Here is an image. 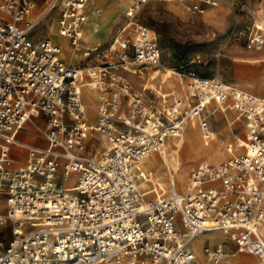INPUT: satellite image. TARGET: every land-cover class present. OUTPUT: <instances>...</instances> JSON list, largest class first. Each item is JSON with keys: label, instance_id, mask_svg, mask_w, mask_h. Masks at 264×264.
<instances>
[{"label": "built area", "instance_id": "2783aa9c", "mask_svg": "<svg viewBox=\"0 0 264 264\" xmlns=\"http://www.w3.org/2000/svg\"><path fill=\"white\" fill-rule=\"evenodd\" d=\"M88 1L0 0V226L8 221L10 234L7 239L0 228V264H221L239 254L264 264V95L193 67H170L183 95L170 93L162 111L145 94V85L134 90L121 72L165 68L150 29L137 19L150 0L128 1L103 50L100 42L83 44ZM188 2L192 11H203L201 0ZM260 2L247 33L248 48L264 44ZM53 11L58 35L76 53L90 58L105 50L111 59L80 67L64 59L57 40L36 37L35 29ZM83 77L104 94L92 124L82 97ZM211 103L241 119L245 143L236 138L227 149L241 146L243 151L198 164L182 191L164 161L168 186L156 183L144 190L142 160L161 152L168 138L180 136L188 118L200 116L202 137L213 139L212 125L202 115ZM37 116L45 123L46 144L26 145L17 134ZM90 133L104 143L98 155L86 149ZM14 145L27 150L25 163L16 168ZM150 192L154 196L148 197ZM206 232L225 235L235 251L216 243L203 246L199 256L189 243ZM226 264L248 263L237 258Z\"/></svg>", "mask_w": 264, "mask_h": 264}, {"label": "rangeland", "instance_id": "374dc122", "mask_svg": "<svg viewBox=\"0 0 264 264\" xmlns=\"http://www.w3.org/2000/svg\"><path fill=\"white\" fill-rule=\"evenodd\" d=\"M128 1L124 0L118 8L110 9L108 19L101 9L94 25L95 37L92 40L85 39L86 24L89 21L91 11L93 9L92 0L88 1L86 24L83 31V44L90 46V44H96L100 42L101 49L103 50L109 42L113 39L120 21L124 17L126 7H128ZM260 0H201L203 7L202 12H194L189 8L188 0H176V1H164V0H150L144 3L137 13V19L148 26L150 33L155 38V41L161 52L162 64L167 67L173 68H195L200 74L203 75H218L221 79L235 83L240 88L250 91L255 94L264 95V44L262 48L254 49L246 46V37L249 28L255 21L253 11L260 5ZM245 5V8H243ZM56 12L47 17L44 22L40 23L35 29V36H57L54 31L57 30L53 25L52 35H49L50 23L55 21ZM106 21V22H105ZM44 23V24H43ZM66 42V39H65ZM93 42V43H92ZM67 44V42H66ZM67 46H69L67 44ZM70 47V46H69ZM73 51V49H72ZM74 57H69L64 53L63 56L67 62L71 64H77L83 67L92 62H101L111 59V54L107 51H102L98 56L94 54L90 58L82 56L81 52L77 53L73 51ZM195 56L200 57V62L194 63L192 59ZM261 57V58H259ZM126 78L130 81L132 88L136 91H142L143 85L158 86L161 84L160 74L154 76V70L142 69L141 72L136 73L121 70ZM153 77V81L150 79ZM175 75L173 74V77ZM87 77H83L82 81H85ZM149 82V83H148ZM153 84V85H152ZM146 87V95L151 92V87ZM151 88V89H150ZM179 88V87H178ZM82 96L85 99L86 108L90 111L91 108L88 105L90 101L89 95L86 96L84 88L81 86ZM166 91L165 88L161 89ZM180 90V88H179ZM96 94L94 109H92V115L89 114V123H94L96 119V107L101 94L94 89ZM176 94V93H175ZM180 94H182L180 90ZM150 97V96H148ZM158 101V98H155ZM88 101V102H87ZM211 103L208 108V113H202L206 116L212 128L216 131L217 137L224 139L222 146L233 144V141L237 138L238 144H244L245 140L244 128L241 119L237 117L234 110L227 108L226 113L218 111V105ZM231 122V123H230ZM194 121H190L189 124L193 125ZM26 124H31L35 130L29 134L30 127ZM24 128L19 132L20 136H25V132H28L27 136L34 134L43 135L45 129V123L42 119L40 124L39 120L31 118L27 121ZM39 124V126H37ZM228 131L227 135L223 133ZM201 134L200 128L198 129ZM34 133V134H33ZM186 133L184 129L182 135ZM18 135V136H19ZM203 138L202 134L199 138ZM37 139V136H35ZM179 137H170L165 144V150H168V142L170 140H176ZM201 140V139H200ZM210 141V140H209ZM243 141V142H242ZM45 142V140H43ZM230 142V143H229ZM220 139L215 142V145H220ZM86 149L90 154L98 155L103 149V141L96 133L88 134L85 138ZM227 148V147H226ZM243 151V147L237 146L232 151H227L224 154H202L191 153L185 154L184 150H180L181 159L178 166V172H184V180L181 179L178 174V190H182L186 184L189 176V172L200 163H212L225 160L232 155L231 153H237ZM157 158H159V155ZM142 165V164H141ZM13 166V165H12ZM142 169L145 170L142 166ZM160 169V171H159ZM159 169L156 170L159 173L155 174L154 180L162 181L164 187L168 186L169 176L166 170L165 163H159ZM146 171V170H145ZM74 174H71V178ZM155 185V183L151 182ZM151 183L145 186L150 187ZM153 185V186H154ZM71 186V185H70ZM154 196L153 192L148 193V197ZM0 213H4V209H0ZM2 230H6L7 239L9 234V222L6 221L3 226H0ZM217 235L215 238L202 237L203 234H210L206 232L195 237V240H191L189 247L196 253L202 252L205 245H216L217 242H221L229 253L235 251V243L229 241V239L218 232H213ZM219 237V238H218ZM216 239V240H215ZM218 240V241H217ZM250 257L251 262H257L256 258L250 254H243ZM240 259V258H239ZM222 262L225 261L223 258Z\"/></svg>", "mask_w": 264, "mask_h": 264}, {"label": "bare ground", "instance_id": "6f19581e", "mask_svg": "<svg viewBox=\"0 0 264 264\" xmlns=\"http://www.w3.org/2000/svg\"><path fill=\"white\" fill-rule=\"evenodd\" d=\"M122 2H124V0H92L93 9L91 11L89 21L87 22L88 24H86V30H85V39L86 40H92L96 36L95 30H94L95 29L94 25L97 22L96 19L98 18L100 10L102 9L105 12L104 14H107L105 16L108 19L109 12H110L108 10L115 9V6H116V8H118ZM53 23H54V21H53ZM53 23L50 24L49 33H48L49 35L53 34L52 33V31H54V30H52ZM85 23H86V21H85ZM57 33L58 32L54 31V34L57 35ZM61 41H62L64 53L71 58L74 57V54H75L73 52L74 50L72 51V48L67 46V44L63 38H61ZM90 46H94V44H90ZM259 58H261V57H259ZM167 71H171V73L173 74L172 69L167 68V67L153 72L154 76H155V74L156 75L160 74L159 78L161 79L160 80L161 85L156 86L155 89L157 90V93L161 97V98H159L157 105L162 111L167 110L168 95L171 93V92H168V93L163 92L161 90V86H164L165 84L170 83L168 81V79L165 78ZM154 76L152 75V77H154ZM82 80H83V78H82ZM81 86L84 88L86 96L89 95L88 97L90 98V101L89 102L87 101V102L91 108L89 113H91V115H92L93 114L92 109H94L96 94H95L92 86L88 84L87 79L85 81H81ZM156 90H155V92H156ZM84 103H85V101H84ZM218 106H219L218 107L219 112L224 113L226 111V108H224L223 105H218ZM208 108H209V105L205 107L203 112L208 113ZM199 119H200V116H198V115H193L190 118H188L187 122L183 128V131H184V129H186V133L184 134L185 136L182 135V133H183V131H182L180 134L181 138L176 139V140H170L168 142V150L167 149L165 150V147H164L162 150H160L161 152H151L150 154H147V156L142 160V166L146 171L144 170V178L140 181L141 186L148 185L151 182H153L155 184L156 183L162 184V181H160V180H157V181H152V180H154L153 179L155 177L154 175L159 173L158 171H156L159 169V163L160 162L164 163V161H166L169 168H170V172H171L172 178L174 180L175 187L178 190L179 187H178V183H177L178 182L177 181L178 180L177 175L180 174L181 179H183V180H184V176H185L184 172H180V171L178 172V166H179L180 159H181V154H180L181 149H183L184 153L188 154V155H190L191 153H198V154L199 153H202V154L211 153L212 155L215 153H220L222 155L227 151V148H226L227 146H225V149H224V146H222V144L224 143V139H222L221 137H217L215 133H214L213 139L210 141L205 140L204 138H201V137L199 138V136L201 135L198 132ZM191 120L194 121L193 125L189 124V122ZM219 139H220L221 144L216 146L215 142H218ZM238 142H239V140H238ZM233 144H234V141H233ZM156 154L159 155L160 159L157 158ZM159 171H160V169H159ZM153 185L154 184L151 183V186L148 188L145 187L144 190H147V192H149L150 190H152ZM182 190L179 189L178 191H182ZM216 236L217 235H215L213 232H210V234H205V235L203 234L202 237L215 238ZM193 240H195V238H193L192 241ZM217 244H222V243L219 242ZM198 255L201 256L202 254L201 255L198 254ZM237 258H240L243 261H251L250 257L245 256L243 254H239V256L236 257L235 259H234V257H231V261L234 262ZM229 259L227 261H229Z\"/></svg>", "mask_w": 264, "mask_h": 264}, {"label": "crops", "instance_id": "0c3cea01", "mask_svg": "<svg viewBox=\"0 0 264 264\" xmlns=\"http://www.w3.org/2000/svg\"><path fill=\"white\" fill-rule=\"evenodd\" d=\"M53 21H54V19H53ZM44 23H45V21H44ZM43 23V24H44ZM51 24V23H50ZM56 24V22L54 21V23H53V25H55ZM85 25V24H84ZM55 27H56V25H55ZM83 31H84V26H83ZM56 32H57V30H56ZM52 38H54L55 40H57V42H59V43H61L62 44V41H61V38H63L64 40L66 39L65 37H61V36H59L58 35V33H57V36H54V37H52ZM84 41V40H83ZM66 42H67V39H66ZM98 43V42H97ZM67 44H68V42H67ZM69 45V44H68ZM62 48H63V45H62ZM63 54V53H62ZM64 57V56H63ZM64 59L66 60V58L64 57ZM67 61V60H66ZM148 69H151V68H148ZM152 70V69H151ZM155 72V71H154ZM166 79H168V81L170 82L169 84H165L164 86H161V89L162 88H165V90L166 91H163V92H171V93H173V94H175L176 93V95H180V96H182L183 95V88L181 87V85H180V83H179V81H178V79L176 78V76H174L173 77V74L171 73V71H167V74H166V77H165ZM153 81V77L150 79V82H152ZM149 83V82H148ZM153 85V84H152ZM161 84H159L158 86H160ZM145 86L146 87H149V86H147L146 84H145ZM151 88H152V93L150 92L149 93V95L147 94V96H150V97H153L154 98V100H156L155 98L157 97L158 98V100H159V98H161L160 96H159V94L157 93V90L155 89V85H153V86H150ZM180 88V90H181V92H182V94H180V90H179V88ZM150 88V89H151ZM155 90H156V92H155ZM98 92V91H97ZM100 93V92H99ZM101 94V96H99V95H97L98 97H99V101H100V99L104 96V94H102V93H100ZM145 94H146V91H145ZM84 101H85V99H83ZM99 101H98V103H97V106H98V104H99ZM157 101V100H156ZM157 103H158V101H157ZM214 104V103H213ZM212 104V105H213ZM211 106V105H210ZM87 109V112L89 113V110H88V108H86ZM226 110H227V108H226ZM96 112H97V107H96ZM226 113V111L223 113V114H225ZM90 114V113H89ZM88 114V116L90 117V115ZM88 117V118H89ZM34 119H36V120H39L40 121V124H41V122H42V119L43 118H41V116H37V117H34ZM26 124V123H25ZM26 125H28L29 127H30V130H29V134H30V132L32 133L34 130H35V128L33 127V125H31V124H26ZM25 126V125H24ZM37 126H39V124H37ZM24 128V127H23ZM214 130V129H213ZM21 131V130H20ZM19 131V132H20ZM19 132H18V134H17V138L20 140V141H22L24 144H26V145H45L46 144V140H45V136H44V134L43 135H37V134H34V135H32V136H27V134H28V132H25L26 134H25V136H20L19 135ZM216 131L214 130V133H215ZM43 133H44V131H43ZM224 135H227L228 134V131H226L225 130V132L223 133ZM19 135V136H18ZM35 136H37V139L35 138ZM43 140H45V142H43ZM11 154L14 156V157H17V159H15L14 161H13V163H12V165H13V167H19V166H22L24 163H25V158H26V154H27V150H26V148H25V146H21V145H14L13 147H12V149H11ZM217 243H219V242H217ZM221 243V242H220ZM200 255L202 254V252H200L199 253ZM257 260V259H256ZM229 261L230 262H232L231 261V258L229 259ZM226 262H228V261H224V262H222L221 264H226ZM246 263H248V264H255V263H257V262H251V261H245Z\"/></svg>", "mask_w": 264, "mask_h": 264}]
</instances>
